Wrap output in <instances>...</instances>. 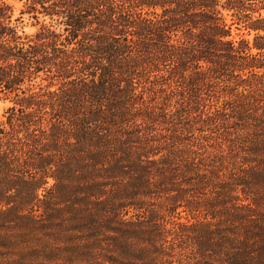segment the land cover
<instances>
[{"label": "trees", "instance_id": "obj_1", "mask_svg": "<svg viewBox=\"0 0 264 264\" xmlns=\"http://www.w3.org/2000/svg\"><path fill=\"white\" fill-rule=\"evenodd\" d=\"M16 1L0 264H264V0Z\"/></svg>", "mask_w": 264, "mask_h": 264}, {"label": "rangeland", "instance_id": "obj_2", "mask_svg": "<svg viewBox=\"0 0 264 264\" xmlns=\"http://www.w3.org/2000/svg\"><path fill=\"white\" fill-rule=\"evenodd\" d=\"M7 2H9V4H11L13 6V9H14L13 17L19 16L20 15L19 11L21 9V3L19 1H16V0H7ZM22 17H23V21H22V23L19 24L21 29L27 33H31L33 31H35L36 25H32L33 19H31L27 14H23ZM8 104L9 103L7 101L0 100V115H1L2 111L4 110V108Z\"/></svg>", "mask_w": 264, "mask_h": 264}]
</instances>
